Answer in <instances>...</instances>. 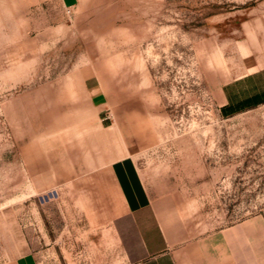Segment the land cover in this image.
I'll return each instance as SVG.
<instances>
[{
  "label": "rangeland",
  "instance_id": "1",
  "mask_svg": "<svg viewBox=\"0 0 264 264\" xmlns=\"http://www.w3.org/2000/svg\"><path fill=\"white\" fill-rule=\"evenodd\" d=\"M258 59L264 0H0V264H128L105 219L122 156L183 238L264 227V103L216 97Z\"/></svg>",
  "mask_w": 264,
  "mask_h": 264
},
{
  "label": "crops",
  "instance_id": "2",
  "mask_svg": "<svg viewBox=\"0 0 264 264\" xmlns=\"http://www.w3.org/2000/svg\"><path fill=\"white\" fill-rule=\"evenodd\" d=\"M61 2L73 7L77 0ZM260 63L218 85L216 97L223 116L264 103V59ZM86 89L93 106L105 104L106 93L98 75ZM99 133L106 138V130L99 127ZM129 158L122 156L111 163L114 203L105 216L122 242L128 264H264V227L258 219L183 238L173 223L180 217L171 201L152 196ZM16 263L38 264V258L25 253Z\"/></svg>",
  "mask_w": 264,
  "mask_h": 264
}]
</instances>
